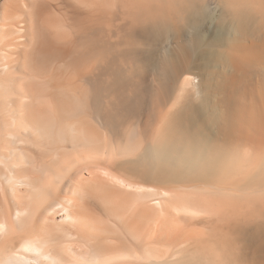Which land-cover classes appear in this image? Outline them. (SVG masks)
Instances as JSON below:
<instances>
[{
  "label": "bare ground",
  "instance_id": "obj_1",
  "mask_svg": "<svg viewBox=\"0 0 264 264\" xmlns=\"http://www.w3.org/2000/svg\"><path fill=\"white\" fill-rule=\"evenodd\" d=\"M0 264H264V0H0Z\"/></svg>",
  "mask_w": 264,
  "mask_h": 264
}]
</instances>
